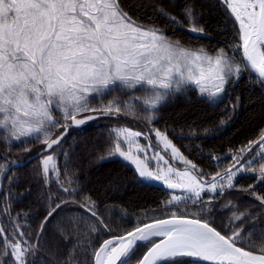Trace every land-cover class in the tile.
<instances>
[{"label": "snow or ice", "instance_id": "snow-or-ice-1", "mask_svg": "<svg viewBox=\"0 0 264 264\" xmlns=\"http://www.w3.org/2000/svg\"><path fill=\"white\" fill-rule=\"evenodd\" d=\"M222 2L238 25L243 50L240 60L229 57L224 49L211 56L203 48H186L179 40L169 39L162 29L138 23L119 0H0V143L10 150L13 144L39 141L42 159L37 174L46 187L56 184V191L45 193L47 199L40 201L44 215L37 229L25 231L20 218L27 221L30 213L11 215V186L17 177H7V192L2 184L7 170L20 162L8 161L0 153V159L7 161V168L0 164V216L9 221V227L0 224V264H36L40 238L53 217L70 204L79 214L68 217L67 223L58 221L54 232L68 243L73 242L75 233V243L63 261L53 256L50 264H130L141 245L150 246L136 264H188L184 258H192V264H264V229L260 243L254 244L244 235L247 229L233 224L250 213H234L229 224L219 229L210 219L219 202L217 196L234 189L236 178L249 175L264 183V162L253 167L264 161V129L231 154L226 168L209 177L180 152L166 132L151 127L148 133L112 127L106 141L107 157H119L134 166L137 182H162L170 193L162 209L143 214L147 222L138 220L131 230L118 234L99 215L98 203L90 193L77 199L82 192L78 177L60 179L59 156H65L66 165L68 153L62 141L70 127L97 119H119L137 111L146 113L144 119L150 125L169 96L194 88L213 102L222 98L227 86L245 69L264 83V0ZM157 13L170 25L186 22L188 31L206 35L203 27H197L194 5L187 0L180 13L183 21L162 7ZM137 89L141 96L127 100L113 96L103 101L113 91ZM97 97L101 102L94 105ZM238 104L237 98L234 110ZM152 136L156 148L162 147L164 154L170 151L171 160L185 167L172 166L153 147ZM141 139L149 143L142 144ZM31 151L24 148L26 154ZM209 158L219 161L227 157L209 154ZM153 162L155 170L150 167ZM254 186L240 191L254 196L264 208V195L256 194ZM189 201L193 207L199 205L194 213L179 207ZM232 206L229 201L221 212ZM158 211L163 214L157 215ZM85 217L90 223H81ZM81 230L93 237L87 246L81 244ZM101 233L108 238L99 241ZM32 236L37 237L35 243ZM81 248L77 258L74 253Z\"/></svg>", "mask_w": 264, "mask_h": 264}, {"label": "trees", "instance_id": "trees-1", "mask_svg": "<svg viewBox=\"0 0 264 264\" xmlns=\"http://www.w3.org/2000/svg\"><path fill=\"white\" fill-rule=\"evenodd\" d=\"M187 2L194 5V12L198 17L197 27H203L206 35L188 31L186 22L183 26L170 25L157 13V8L162 7L166 12L176 15L183 21L184 17L180 13L185 0H119L123 10L138 23L146 27L162 29L169 39L179 40L182 46L203 48L210 53L224 49L228 55L240 60L241 42L238 27L223 3L220 0H187ZM142 94L140 90L113 91L104 96L103 101L106 103L113 96L127 100L129 96ZM237 98L239 104L234 110L233 105L236 104ZM100 102L98 97L92 101L94 105ZM137 107H140L139 103ZM54 115L57 114L54 113ZM145 115L143 111H137L135 115L121 116L119 119H97L86 125L71 128L62 141V147L68 153V158L65 165V156L63 154L59 156L60 179L64 180L67 175L78 177L82 192L77 199L79 200L83 194L90 193L98 203L99 215L116 234L123 230H131L138 220L147 222L148 217L143 214L147 212L151 215L154 209H162L163 202L169 198L170 193L158 187L137 182V176L128 162L119 157H107L109 144L106 141L110 129L126 126L147 133L149 127L159 129L166 132L180 152L199 169L204 172H214L209 154L218 155L234 151L249 140L257 138L260 130L264 129V83H261L249 71L244 70L235 83L227 86V91L217 101L210 102L206 97H201L196 89L188 88L177 95L168 97L156 112L155 123L147 124ZM25 147L31 148L32 151L26 154ZM41 150L39 141L35 140L25 145L13 144L10 150L0 143V153H4L8 161L25 160ZM41 159L40 155L20 167L11 168L2 181L7 192L9 189L7 177L14 174L17 177L11 186L13 193L11 215L15 217L17 213H30L27 221L23 217L20 218V224L25 225V231L37 229L44 215L40 201L47 199L45 193L56 191L55 183L46 187L37 174ZM0 164L7 166V161L0 159ZM64 198L60 197V199ZM232 199L236 200V196L234 195ZM229 200L227 197L222 203L220 201L215 204V211L210 219L218 228L226 226L230 220L228 215L231 207L221 212L222 205L227 204ZM249 201L243 200L239 205L252 207L253 204ZM2 207L3 205H0V208ZM179 207L181 209L187 207L189 212L194 213L199 205L193 207L189 201L187 205L181 203ZM78 214V209L70 204L53 217L44 236L40 238V257L36 259V264H50L53 256L63 261L64 254L75 243L76 234H72L73 242L68 243L56 235L54 229L57 228L58 221L67 223L68 217ZM156 214L163 213L158 211ZM81 223L88 224L90 221L85 217ZM0 224L9 227L8 219L2 216H0ZM240 225L241 222H238L235 227ZM80 234L84 237L81 244L87 246L93 237H89L83 230ZM65 235H68L67 231ZM105 238L108 236L103 233L98 236L99 241ZM36 240L37 237L32 236L31 242L35 243ZM148 246L141 245L137 248L130 264H136ZM82 251V248L77 249L74 255L80 258ZM184 259L188 264H192V258Z\"/></svg>", "mask_w": 264, "mask_h": 264}, {"label": "flooded vegetation", "instance_id": "flooded-vegetation-1", "mask_svg": "<svg viewBox=\"0 0 264 264\" xmlns=\"http://www.w3.org/2000/svg\"><path fill=\"white\" fill-rule=\"evenodd\" d=\"M144 133H147V132H144ZM150 142L153 144V147L157 151H161L162 154H164L163 149L156 148V143H154L152 141H150ZM147 143H149L148 140L146 142H144L143 144H147ZM241 146H239V147H241ZM234 151L223 152V153H220L218 155H212V156L227 157L226 159H221L219 161H214V160L210 159L212 162V166H214V172L219 170V169L226 168L231 163V154ZM164 155H165V158L168 159L172 165L176 166L174 164V162L171 161L168 153H166ZM258 166H259V162L256 163L255 165H253V167H257V168H258ZM177 168H180V167H177ZM205 172L209 174V177L211 176L212 173H214L211 171H205ZM250 184L255 185L253 188V191L256 194L264 195V183H257L252 176L241 175L238 178H236L234 189L228 190L226 192V194H224L223 196H217V197H219V202L221 201V203H222L223 199L225 200L228 197L230 199L229 201H231L232 204H234V206L230 208V211H229L230 215L234 214V213H236L238 215L240 213H250L249 215H247V218L241 219L239 222H241V226H242L241 228L247 229L246 232L251 229V234L245 233L244 235L249 236L254 244H259L261 241V238H262L261 237V229H264V208L260 207V202L257 201L254 198V196L249 195L247 192L240 191V189H242V188L246 189L248 187V185H250ZM234 195L236 196V200L232 199ZM243 200H250L249 202H251V204H253L254 206L252 205V207H250V206L247 207L244 205L243 206L239 205L240 202H242ZM239 208L241 209L240 211L237 210ZM248 223H250V224H248ZM254 224L257 227L254 228L253 227Z\"/></svg>", "mask_w": 264, "mask_h": 264}, {"label": "rangeland", "instance_id": "rangeland-1", "mask_svg": "<svg viewBox=\"0 0 264 264\" xmlns=\"http://www.w3.org/2000/svg\"><path fill=\"white\" fill-rule=\"evenodd\" d=\"M184 47H186V46H184ZM186 48H194V47H186ZM194 49H199V48H197V47H195ZM207 52V51H206ZM209 55H211V56H215L216 54H217V52H215V53H210V52H207ZM226 54H227V52H225ZM228 55V54H227ZM229 57H231L230 55H228ZM245 70H247V69H245ZM248 71V70H247ZM257 78V77H256ZM258 79V78H257ZM236 80H238V79H236ZM259 80V79H258ZM138 90V89H137ZM198 91V90H197ZM199 93V92H198ZM206 97V96H205ZM99 98V97H98ZM207 98V97H206ZM208 99V98H207ZM218 99H221L220 97H218V98H216V100L215 101H217ZM214 102V101H213ZM153 137V141L152 142H154V143H156V141H155V137L154 136H152ZM142 144L144 143V142H146L144 139H141V141H140ZM125 148H126V146H125ZM161 149H162V147H160ZM168 154H169V157H170V159H171V153H170V151L168 152ZM149 155H151V152H149ZM121 160H123L122 158H120ZM124 161V160H123ZM172 161V160H171ZM170 162V161H169ZM172 162H174V164L176 165V166H174V165H172V166H174V167H180L179 169H183L184 167H185V165H183V164H181V163H179L178 161H172ZM259 163H261V162H264V161H258ZM257 162V163H258ZM150 167H151V169L152 170H155V168L157 167V165L153 162L151 165H150ZM219 199V198H218ZM238 215V214H237ZM229 216V218H232L233 217V214H229L228 215ZM236 223H238V222H235V221H233V224H234V227H235V224ZM229 224V221H228V223L226 224V225H228ZM242 226L240 225V226H238V227H235V228H241ZM218 228V227H217ZM219 229V228H218ZM245 233H249V234H251V229L250 230H248L247 232L245 231L244 232V234ZM150 246V245H149ZM146 251V250H145Z\"/></svg>", "mask_w": 264, "mask_h": 264}, {"label": "water", "instance_id": "water-1", "mask_svg": "<svg viewBox=\"0 0 264 264\" xmlns=\"http://www.w3.org/2000/svg\"><path fill=\"white\" fill-rule=\"evenodd\" d=\"M221 2H222V0H220ZM223 3V2H222ZM224 5V4H223ZM225 7H226V5H224ZM227 9V8H226ZM228 11V10H227ZM228 13H229V11H228ZM230 15V14H229ZM231 16V15H230ZM233 20H234V18L233 17H231ZM237 25V24H236ZM237 27H238V25H237ZM241 48V47H240ZM243 57V50H242V48H241V58ZM253 76H255V77H257V75L255 74V73H253V72H251L249 69H247ZM258 78V77H257ZM93 121H95V120H93ZM93 121H89V122H93ZM88 122V123H89ZM71 128H76L75 126H73V127H70L69 128V130L71 129ZM68 130V131H69ZM68 134V133H67ZM40 153H41V151L40 152H38V153H36V154H33V155H31L30 157H28L27 159H25V160H21V161H19L20 163H18L17 165H15V166H12L11 168H14V167H20V166H22V165H24V164H26L29 160H31V159H34V158H36V157H39L40 156ZM132 168H134V166H132V165H130ZM6 168H7V166H6ZM9 170H7V172H8ZM136 174V173H135ZM5 177V176H4ZM4 177H3V179H4ZM3 179H2V181H3ZM144 184H147V185H151V186H155V187H158V188H160V189H163V190H165V191H168L167 190V188H166V186L165 185H163V183L162 182H150V183H144ZM147 250V249H146Z\"/></svg>", "mask_w": 264, "mask_h": 264}]
</instances>
